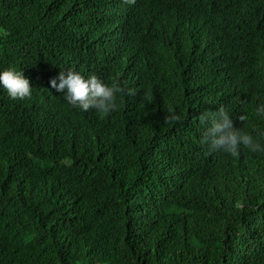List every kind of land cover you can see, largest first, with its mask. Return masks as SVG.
<instances>
[{
  "label": "trees",
  "instance_id": "trees-1",
  "mask_svg": "<svg viewBox=\"0 0 264 264\" xmlns=\"http://www.w3.org/2000/svg\"><path fill=\"white\" fill-rule=\"evenodd\" d=\"M183 1L189 22L172 9L161 27L142 0H0V70L32 88H0V264H264V153L210 151L199 120L223 107L264 130V0ZM137 26L191 55L126 59ZM67 69L127 89L163 74L174 103L133 90L83 112L49 86Z\"/></svg>",
  "mask_w": 264,
  "mask_h": 264
},
{
  "label": "clouds",
  "instance_id": "clouds-1",
  "mask_svg": "<svg viewBox=\"0 0 264 264\" xmlns=\"http://www.w3.org/2000/svg\"><path fill=\"white\" fill-rule=\"evenodd\" d=\"M142 4L152 7L151 12L161 27H163L166 20L171 18L172 9L182 10L186 15V21L189 22L187 17L188 6L183 0H142ZM167 31L175 36L173 32ZM124 45L126 51L124 57L130 61L142 60L145 57L152 56V53H155V46L158 53H170L176 65L179 64L184 56L191 55L190 46L161 44L158 42V37L153 30H144L140 26L130 30ZM151 62H154L153 58ZM117 65H114V67L116 68ZM118 71L116 69V72ZM163 82V74L162 78L153 80L149 72L143 70L134 81L130 82L132 87L127 89L119 81L114 80L109 84L94 74L85 78L79 72L67 69L66 71H60L57 76L49 79L48 83L57 92H64V100L69 105L83 112L92 109L99 115L105 116L118 109L120 96L125 94L135 95L133 90L145 91V104L150 94H153L158 102L164 100L173 105V97L170 96L163 99L156 96ZM0 88H3L13 100H23L30 98L32 95L29 79L15 68L0 70ZM169 113L168 119L170 122H175L179 119L171 109H169ZM255 115L264 119V104L256 105ZM167 116L168 114L160 112L161 118H166ZM247 118L245 114L241 115L239 120L244 121ZM199 120L203 124L201 143L206 144L210 151H221L233 157L238 156L242 148L253 153H264V143H262L264 130H258L257 135L254 136L248 131L234 127L231 116L223 107L218 108L215 112L204 111L200 113Z\"/></svg>",
  "mask_w": 264,
  "mask_h": 264
}]
</instances>
